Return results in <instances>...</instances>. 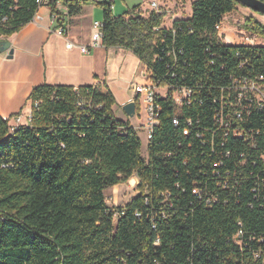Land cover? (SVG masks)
I'll return each mask as SVG.
<instances>
[{"label": "trees", "instance_id": "1", "mask_svg": "<svg viewBox=\"0 0 264 264\" xmlns=\"http://www.w3.org/2000/svg\"><path fill=\"white\" fill-rule=\"evenodd\" d=\"M180 1L192 14L170 28L165 13L144 16L139 6L115 16L112 1H49L61 25L58 3L67 17L99 6L102 45L133 53L168 94L156 97L146 159L99 85L35 87L28 126L12 129L0 116V264H264V110L239 97L242 82L264 84V46L220 39L234 0ZM41 7L0 0V37ZM242 27L264 39L255 18ZM134 175L139 194L109 207L105 191Z\"/></svg>", "mask_w": 264, "mask_h": 264}, {"label": "crops", "instance_id": "2", "mask_svg": "<svg viewBox=\"0 0 264 264\" xmlns=\"http://www.w3.org/2000/svg\"><path fill=\"white\" fill-rule=\"evenodd\" d=\"M162 5L166 6L164 0ZM58 7L63 13L62 25L53 21L51 11L45 5L18 33L7 39L0 37V44L9 42L14 51L11 59L7 52H0V116L8 120L11 127L30 124L32 102L29 97L37 86L80 88L99 85L113 94L115 105H126L137 97L138 86L150 84L141 61L127 50L106 48L101 44L89 54L80 51V47L91 42L93 24L103 23V11L97 10L99 6L85 5L81 14L73 17H67V9L61 3ZM237 10L242 11L239 7ZM175 11L171 12V23L182 19L183 14ZM191 14L190 2V12L185 18ZM61 27L65 29L64 35L58 33ZM69 43L74 47L67 48ZM140 117L139 111L134 118H128V122L137 129L142 125H133V120ZM17 118H20L19 123Z\"/></svg>", "mask_w": 264, "mask_h": 264}, {"label": "rangeland", "instance_id": "3", "mask_svg": "<svg viewBox=\"0 0 264 264\" xmlns=\"http://www.w3.org/2000/svg\"><path fill=\"white\" fill-rule=\"evenodd\" d=\"M107 2H114V8H116V11L113 9V14L115 16H122L126 13H132L134 8L139 6V9L141 8L143 11L141 13L144 16H148L149 13L152 11L165 13L166 17L164 19V26L167 28H170L172 23V15L171 12L175 11L177 14L178 12L183 14L181 16L182 18H185L186 15L190 12V1L182 2L180 0H164V4L166 6L162 5L163 0H104ZM155 3L157 5V9H154L152 7V4ZM242 11L239 12V10L234 11L231 14H228L224 17L223 21V28L221 30L220 38L223 42L229 44V45H240L245 43L241 39L240 35H250V33L246 32L242 25L244 24L245 20L249 17H253L256 20H258L260 23L264 25V15L258 14L253 12L252 10L243 7L238 4V6ZM98 11H102L101 8L97 7ZM252 14V15H251ZM226 29V30H225ZM234 36V37H233ZM253 36V35H252ZM256 46H264V39L256 37V41L254 43ZM160 95H164L166 91L164 89H161ZM175 98L177 101H180L181 96L179 94H175ZM141 109H140V115L141 117L135 118L133 120V125H145L146 124V115L143 110L144 103L143 100L140 99ZM125 105H115L113 108V114L115 118L119 121H128V117L126 116L123 107ZM138 136L142 143V156L146 159L147 157V146H148V140H147V133L146 131H142L137 128ZM138 184L139 180L136 175H134L130 180L121 183L111 189H108L105 191L106 201L109 207L111 208H117V207H123L127 205L133 198H135L139 192H138Z\"/></svg>", "mask_w": 264, "mask_h": 264}, {"label": "built area", "instance_id": "4", "mask_svg": "<svg viewBox=\"0 0 264 264\" xmlns=\"http://www.w3.org/2000/svg\"><path fill=\"white\" fill-rule=\"evenodd\" d=\"M49 1L50 0H37V4L40 5V6L47 5L49 3ZM152 7L154 9H157V5L155 3L152 4ZM53 21H56L54 17H53ZM222 28H223V24L217 26L218 34L221 32ZM102 29H103V24L102 23L96 22V23L93 24L94 32H93L90 44L88 46L80 47V51L83 54H89L91 52V50L99 47L102 44V37H103ZM58 33H59V35H64L65 34V29L64 28H60L58 30ZM240 36H241V39L243 41H245V43H243V44L255 45L254 44L255 41H256V37L255 36H252L251 34L250 35H243V36L240 35ZM73 47H74V44H72V43L67 44V48L71 49ZM146 73H147V71H146ZM147 75L149 76L148 73H147ZM149 81H150V84L141 85V86H138L136 88V94H137L136 98L138 99L140 109H141V104H140L139 100L140 99L143 100V103H144L143 110L145 112L146 119H147L146 124L140 126L139 129L142 130V131H146L148 142L152 139V133H153V130H154L155 126L158 125V120H157L158 119V114H157V112L160 110V108L155 102L156 101V97L157 96H161V97L165 98L167 96V94H168V88L167 87H157V86H155L151 82L150 76H149ZM161 89H164L166 91V93L164 95H160L159 91ZM239 89H240L239 97L241 99L245 98V99L249 100L250 102L255 100L257 105H258V107L260 109L264 110V84H260V83H257V82H247V81H245V82H242V84L239 87ZM176 94H179L181 96L180 101H177V99L175 98V94H174V98H175L177 104H180L182 98L187 96L186 92L176 93ZM38 105H39L38 103H35L34 105H32V109H33V106L35 108H37ZM238 118H241L240 114H238ZM15 120H16L17 123L20 122V118H17ZM174 124L177 125V121L176 120H174ZM14 128H16V127H12V129H14ZM235 135L236 136H240L241 134L236 133ZM241 238H242V232H239L234 237L233 240H234V242L237 245L241 246L242 245Z\"/></svg>", "mask_w": 264, "mask_h": 264}, {"label": "water", "instance_id": "5", "mask_svg": "<svg viewBox=\"0 0 264 264\" xmlns=\"http://www.w3.org/2000/svg\"><path fill=\"white\" fill-rule=\"evenodd\" d=\"M65 2H88L90 0H63ZM237 4L246 7L252 10L255 13L264 15V2L260 0H234ZM0 52L8 53V58L11 59L13 57L14 51L11 49V44L9 42H3L0 44ZM123 110L126 116L129 119H132L137 114V105L135 101L129 102L123 107Z\"/></svg>", "mask_w": 264, "mask_h": 264}]
</instances>
